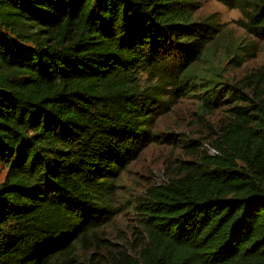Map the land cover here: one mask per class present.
I'll return each mask as SVG.
<instances>
[{"label":"trees","instance_id":"16d2710c","mask_svg":"<svg viewBox=\"0 0 264 264\" xmlns=\"http://www.w3.org/2000/svg\"><path fill=\"white\" fill-rule=\"evenodd\" d=\"M215 1L264 43V0ZM199 8L0 0V264H78L104 247L118 173L150 142L163 96L195 87L203 112L228 108L215 154L146 192L135 258L86 264H264V67L232 81L192 72L222 34Z\"/></svg>","mask_w":264,"mask_h":264},{"label":"rangeland","instance_id":"374dc122","mask_svg":"<svg viewBox=\"0 0 264 264\" xmlns=\"http://www.w3.org/2000/svg\"><path fill=\"white\" fill-rule=\"evenodd\" d=\"M197 1L200 8L195 18L214 16L222 34L208 48L211 58L202 57L192 72L205 76L212 67L223 68L226 81H232L264 67V43H253V39L246 36L239 25L242 19L239 11L227 9L215 0ZM242 45L250 48L242 51V47L237 51L242 64L235 67L229 59L235 54L234 47ZM200 99L201 93L196 87L183 95L163 96L165 109L158 110L150 123V142L116 177L117 189L112 201L115 214L100 238L104 247L82 248L78 252V264H86L91 256L95 260H109L118 254L135 258L146 244L137 210L146 192L182 177L187 169L201 162L203 156L215 154L213 145L219 128L228 122V108L206 113L200 108ZM5 174L6 170L0 166V182Z\"/></svg>","mask_w":264,"mask_h":264}]
</instances>
